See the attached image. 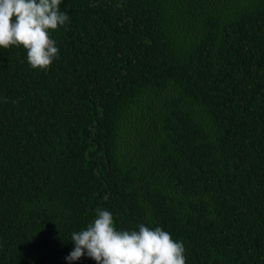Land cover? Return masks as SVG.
Wrapping results in <instances>:
<instances>
[{
	"label": "trees",
	"instance_id": "obj_1",
	"mask_svg": "<svg viewBox=\"0 0 264 264\" xmlns=\"http://www.w3.org/2000/svg\"><path fill=\"white\" fill-rule=\"evenodd\" d=\"M61 11L49 69L0 49V264H68L97 208L186 264H264V0Z\"/></svg>",
	"mask_w": 264,
	"mask_h": 264
},
{
	"label": "clouds",
	"instance_id": "obj_2",
	"mask_svg": "<svg viewBox=\"0 0 264 264\" xmlns=\"http://www.w3.org/2000/svg\"><path fill=\"white\" fill-rule=\"evenodd\" d=\"M63 0H0V49L22 46L33 69L47 70L59 56L51 33L69 22ZM74 249L68 264L87 255L97 264H186L182 241L161 227L144 224L137 230H117L111 212L97 208L86 228L71 233Z\"/></svg>",
	"mask_w": 264,
	"mask_h": 264
}]
</instances>
